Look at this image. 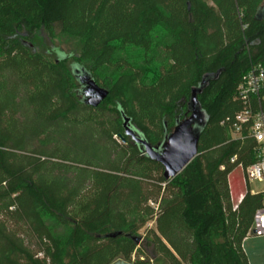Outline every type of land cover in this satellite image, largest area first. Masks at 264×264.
I'll list each match as a JSON object with an SVG mask.
<instances>
[{
    "label": "trees",
    "instance_id": "obj_1",
    "mask_svg": "<svg viewBox=\"0 0 264 264\" xmlns=\"http://www.w3.org/2000/svg\"><path fill=\"white\" fill-rule=\"evenodd\" d=\"M262 6L0 0V264H148L137 234L152 220L151 260L249 264L242 243L264 202L247 189L235 207L228 175L257 160L254 138L246 129L234 137L232 123L243 75L264 67ZM73 65L108 90L97 107L83 103ZM205 75L215 78L197 95L207 116L198 154L164 180L139 144L114 139L123 135L120 111L157 145L187 115L191 88ZM76 126L110 141L113 159L92 166L53 148L55 135Z\"/></svg>",
    "mask_w": 264,
    "mask_h": 264
},
{
    "label": "water",
    "instance_id": "obj_2",
    "mask_svg": "<svg viewBox=\"0 0 264 264\" xmlns=\"http://www.w3.org/2000/svg\"><path fill=\"white\" fill-rule=\"evenodd\" d=\"M256 19H264V6L256 13ZM62 58V54L58 53ZM72 74L80 85L82 101L88 106L97 107L107 96L108 90L96 84L90 74L83 68L73 65ZM212 75H205L197 86L191 88L187 102V115L175 121L173 128L167 132L157 145L149 144L143 135L130 124V119L123 114V135L118 134L116 139L124 142V136H129L142 147L144 155L163 167L164 180H170L178 175L198 154V141L202 130L207 123V116L197 100ZM119 233L110 234L115 236Z\"/></svg>",
    "mask_w": 264,
    "mask_h": 264
},
{
    "label": "rangeland",
    "instance_id": "obj_3",
    "mask_svg": "<svg viewBox=\"0 0 264 264\" xmlns=\"http://www.w3.org/2000/svg\"><path fill=\"white\" fill-rule=\"evenodd\" d=\"M65 51L64 49L62 50ZM56 54H52V58H55ZM71 60H68L66 64H69ZM87 129V130H86ZM85 131V132H84ZM80 137V139H78ZM93 140L91 146L81 142V139ZM54 145L53 148H60V152L67 151L70 155L71 159H79V156L83 157L84 161H89L92 166L104 165L107 161H111L113 159L112 150H108L105 147H112V143L108 141L106 138L102 137L94 128L88 129V127L84 128V126H76L70 127L65 135H55L54 136ZM80 141L78 144L74 143V141ZM116 139V136H114ZM118 141V140H117ZM121 143L120 141H118ZM27 147H35L34 143L28 142ZM94 147V148H91ZM47 150H52V147L44 148ZM98 150L97 152H94ZM77 154V155H76ZM75 163V162H74ZM231 176L236 174L239 179L243 177L242 168L236 167L231 173ZM231 182L235 180V177H231ZM244 183V182H243ZM244 190H249L251 193H259L264 191V183H261L257 180H252L249 184L244 186L242 185ZM242 188V189H243ZM152 205V203H151ZM155 229V221H149L146 223L144 227H142L138 231V236H140L138 249L141 251L142 256L144 258H150L148 264H160L154 260H151V256H153L152 246L147 240V232L149 230ZM245 254L247 255L249 264H264V235H254L249 234L242 243ZM133 261V260H132ZM121 261H117L114 264H120Z\"/></svg>",
    "mask_w": 264,
    "mask_h": 264
},
{
    "label": "built area",
    "instance_id": "obj_4",
    "mask_svg": "<svg viewBox=\"0 0 264 264\" xmlns=\"http://www.w3.org/2000/svg\"><path fill=\"white\" fill-rule=\"evenodd\" d=\"M262 93H264V67L260 64H254L243 75L237 86L235 98L241 101L243 107L235 115L232 123V135L234 137L239 136L242 130L246 129L258 145L257 160L245 169L238 166L242 168V180L246 186L252 180L264 183V108L261 107ZM260 193L262 202H264V191ZM249 234L264 235V205L255 211Z\"/></svg>",
    "mask_w": 264,
    "mask_h": 264
},
{
    "label": "crops",
    "instance_id": "obj_5",
    "mask_svg": "<svg viewBox=\"0 0 264 264\" xmlns=\"http://www.w3.org/2000/svg\"><path fill=\"white\" fill-rule=\"evenodd\" d=\"M231 177H235V180H236L237 176H236V174H234L232 176H231V174L228 175V184H229L231 201H232L233 205L236 206L241 201V199L244 196V194L246 193V190H244V188L242 187L243 184L245 186V183H243L242 178L239 179L238 195L234 197V195H233V188H232L231 179H230Z\"/></svg>",
    "mask_w": 264,
    "mask_h": 264
},
{
    "label": "bare ground",
    "instance_id": "obj_6",
    "mask_svg": "<svg viewBox=\"0 0 264 264\" xmlns=\"http://www.w3.org/2000/svg\"><path fill=\"white\" fill-rule=\"evenodd\" d=\"M236 176H237L236 180L231 182L234 197L238 195V189H239V177H238V175H236Z\"/></svg>",
    "mask_w": 264,
    "mask_h": 264
},
{
    "label": "flooded vegetation",
    "instance_id": "obj_7",
    "mask_svg": "<svg viewBox=\"0 0 264 264\" xmlns=\"http://www.w3.org/2000/svg\"><path fill=\"white\" fill-rule=\"evenodd\" d=\"M129 137V136H128Z\"/></svg>",
    "mask_w": 264,
    "mask_h": 264
}]
</instances>
